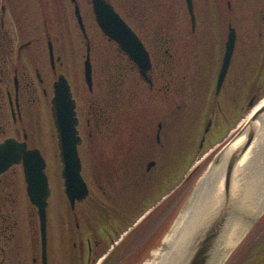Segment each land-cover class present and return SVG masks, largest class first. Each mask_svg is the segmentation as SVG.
Wrapping results in <instances>:
<instances>
[{
	"label": "flooded vegetation",
	"instance_id": "flooded-vegetation-1",
	"mask_svg": "<svg viewBox=\"0 0 264 264\" xmlns=\"http://www.w3.org/2000/svg\"><path fill=\"white\" fill-rule=\"evenodd\" d=\"M105 1L122 17L148 51L151 68L147 78L141 75L130 57L107 38L114 52L112 58L106 61L101 81L96 82L94 46L89 35L92 28L87 22L90 14L97 25L92 0H0V145L14 140L25 144L27 150H39L45 158L43 147L47 141L48 104L49 100L52 103L53 97H50L54 96L55 82L60 75H64L76 101L77 129L81 137L79 155L82 159V152L86 153L98 139L105 138L108 142L105 169L109 181L103 191L104 203L95 202L88 207L89 210H80L83 202L76 203L74 208L68 202L65 219H56L52 229L48 219L44 251L40 223L39 234L29 232L21 235L23 231L15 219L14 177L16 167L23 170V165H14L2 173L0 264H126L122 257L127 253V241L133 227L143 216L137 217L127 228L121 226L117 229L114 222H123L125 210L121 206H126L118 202L119 198L122 195L149 198L155 188H160L167 181L175 168L177 115L186 110L188 95L187 76L180 77L177 71L179 42L176 36L183 33L196 36L198 32L203 36L202 64L206 68V75L203 76L215 82L206 122L209 128L214 121V112L223 110L221 96H226L234 111L237 108L238 81L229 86L227 80L234 77L232 69L237 54L245 57L248 63L255 55L251 39H254L258 25L257 34L264 43V0H255V8L252 6L251 16L243 28L239 26L244 20L238 14L235 0H182L181 6L175 0H166L170 3V11L162 15H156L154 11L159 0ZM33 4L35 9L31 11L29 7ZM159 6L157 4L156 9ZM76 7L79 8L85 33L76 15ZM176 9L180 20V14H183L184 26L177 24ZM232 31L235 32V46L218 91V80ZM80 33L86 46L84 81L88 43L93 75V86L89 90L91 99L88 108L83 111L75 81H72L73 76L79 77ZM209 41H212L210 45ZM262 48L264 64V44ZM205 133L204 129L201 141ZM187 141V138L182 141V158L191 154L188 153ZM221 145L212 153L216 154ZM203 147L199 146L198 150ZM206 159L207 156L202 161ZM199 170L196 168L180 184L182 191L191 183L193 173ZM139 181L147 184L146 193L131 186ZM170 191L161 204V207L165 206V211L160 216V223L168 215L166 224H169L171 217L176 215V188ZM90 196L91 190L88 198ZM89 211L100 213L104 218L101 224H93ZM127 215L130 217L129 212ZM81 222L86 223L85 228ZM166 224L160 229L157 227L146 242L158 241ZM240 248L235 252V260L232 256L230 264L234 261V264H264V225L255 224ZM151 252L141 246L136 252L127 253L126 258L141 259ZM132 264H136L134 260Z\"/></svg>",
	"mask_w": 264,
	"mask_h": 264
},
{
	"label": "rangeland",
	"instance_id": "rangeland-1",
	"mask_svg": "<svg viewBox=\"0 0 264 264\" xmlns=\"http://www.w3.org/2000/svg\"><path fill=\"white\" fill-rule=\"evenodd\" d=\"M115 1L117 2L119 0ZM165 1L166 0L158 1L157 4L160 5V9H156L157 4L154 6V11L157 12L156 15L169 13L170 3ZM235 1L238 6V14L240 18L244 20L243 25L241 24L239 26L240 28H243V26L246 24V21L251 16L250 10L253 9L252 6L255 8L253 5L255 4V0L254 2L253 0ZM175 3L178 6H181L183 1L175 0ZM29 8L31 11L34 10V4ZM177 12L178 10L176 9L177 24H179V26H184L185 24L182 21L183 14H180V20L178 18ZM87 22L92 28V31L89 35L94 46L93 58L95 61V80L98 82L99 80L101 81L103 74L102 72L105 69V65H107L106 61L112 58L114 48L107 43L106 38L103 36L98 26L94 23V20L90 14L88 15ZM259 26L260 25L256 26L257 30L254 35V39H251L253 42L252 47L255 48V55H252V60H250L248 63L245 57L237 54L232 69L234 77L232 80L231 78L227 80L229 86H232L234 82L236 83V81H238L236 83V86L239 90V95L236 98L237 108L234 111L232 108L233 105L230 102L227 103L228 100H226V96H221L220 101L222 103L223 110L217 109V111L214 112V121L210 128L209 123L206 125V122L210 113L209 107L212 105L213 101L215 82L213 79L211 80L210 77L206 78V76H203L206 75L205 64H202L204 48L203 44H205L203 43V36L200 32H198L196 36H191L189 33H183L176 36L178 37L179 42V61L177 71L180 77L187 76L188 95L186 101V110L177 115L175 168L169 175L167 181H165V183L162 184L160 188H155V192L152 193V196L149 198H143L144 195H122V198H119L121 200L118 202L124 203L127 207L121 206V208L125 210V218L121 223H118L115 220L114 225H116L117 229H120L121 226H123L122 228L125 229L128 227V225H132L136 221L137 217L140 215L143 216L139 219L138 224L133 227V232L127 241V253L136 252L141 246H143V248L147 247L150 249V251H152V255H147L141 259L132 257L126 258L127 253H124L125 255H123L122 258L126 264H132L133 260L136 264H150L152 260H155V253L159 251L160 248H162L161 245L163 244V241L161 242V240H155L152 243H147L146 241L150 240L149 238L152 232L156 231L157 227L160 229L164 226V224H166L168 220V215H166L164 222L160 223V216L165 211V206L161 207V204L165 199V194L172 190V188H176V204L178 207L175 212L176 215L171 217L169 224H166V228L163 230V233L169 229L173 221L177 220L181 213V209H183L188 199L191 197L198 180L202 178L214 160L216 154L215 152L212 153V151L218 149V146L221 144L228 143L242 128L241 126L245 124L247 119L252 114L253 109L251 110V108L248 106L249 101L253 98L254 103L258 105L264 100V64H262V47L264 43L259 39L257 34ZM211 43L212 41H209L208 45ZM79 50V77L73 76L74 78H72V81H75L77 90L76 92L79 96L80 108L83 111L84 108H88L91 97L88 87L84 81L83 70L86 46L81 33ZM212 77L215 78L214 73ZM234 78H237L238 80H234ZM104 88L105 87L101 89L104 91ZM52 97L53 95L50 97V99H52ZM204 129L206 130V133L205 137L201 141ZM184 138H187L188 140V153L191 154H188L186 157L182 158L180 155H182L184 150V146L182 144ZM217 143L220 144L216 145ZM107 145L108 142H106L105 138L102 137L101 139H98V142L95 146L89 148V151L86 150V153L82 152L81 154L83 163L82 173L91 190V196L79 206L80 210H89L88 207H91V205L95 202L104 203L103 191L106 188V184L109 182L106 178L107 175L105 169V155L107 153ZM202 145H204L202 150H198V147ZM43 153L47 162L46 173L49 178V184L52 192L49 198L48 207L49 228L52 229L53 225H55L56 219L61 220V217L64 219L67 217L69 203L64 193V187L60 175L62 164L59 156L60 152L58 148L56 129L51 114L50 100L47 113V141L46 145L43 147ZM205 156H207V159L202 161ZM196 168H200V170L197 173H193L191 183L188 185L185 191H182L180 184L184 183L186 177L191 172L196 170ZM239 175H241V179H243V183L245 184L253 181L258 185L264 184V129L258 135L252 150L247 155L242 166V171L239 173ZM155 179L158 180V178ZM14 185L16 190L14 192L15 219L19 222L21 231H23L21 232V235H27L29 232H31L33 235L34 233L39 234V218L37 209L30 203V200L27 196L24 172L21 167H16ZM131 186L137 188L138 191L142 193H146L147 191V189H145L147 184L143 185L142 181H139L136 185ZM131 204H133V206L130 209L128 207ZM127 212L130 213V217L127 215ZM88 216L95 225L97 223L101 224V221L104 219L100 213L93 211H89ZM81 224L85 228L86 223L81 222ZM255 224H260V226L264 225V214L258 218ZM117 236L119 235H116V237ZM164 237L165 236L163 235L161 238L164 239ZM245 238L247 239V237ZM246 239L243 240L242 243H244ZM241 244L235 252L241 249ZM242 249L245 250V248ZM235 252L230 256V259L225 264H230V260H232L234 257ZM233 260H235V257Z\"/></svg>",
	"mask_w": 264,
	"mask_h": 264
},
{
	"label": "water",
	"instance_id": "water-1",
	"mask_svg": "<svg viewBox=\"0 0 264 264\" xmlns=\"http://www.w3.org/2000/svg\"><path fill=\"white\" fill-rule=\"evenodd\" d=\"M92 4L96 21L102 33L110 41L116 43L119 51L126 53L138 66L141 75L147 78V74L151 68V60L149 53L141 40L114 10V8L105 0H92ZM188 4L189 9H191V2L188 1ZM76 15L79 18L81 28L85 33V28L78 7H76ZM234 46L235 32L232 31L227 43V52L218 81V91H220L227 74ZM87 52L85 80L91 90L93 86V75L89 43ZM253 106L254 99L249 103L250 108ZM51 110L58 136V147L60 150V160L62 162L61 177L63 179L64 193L71 206L74 208L77 202H82L88 197L89 188L82 175V162L78 151L81 138L77 130L78 118L76 102L73 98L69 82L64 75H60L55 82ZM263 129L264 103L253 112L242 128L218 152L206 173L198 181L187 202H189L191 198L196 197L206 184L207 179L212 172L218 167H222L223 169L225 168L223 200L225 205H228L232 198L231 196L233 195V181L235 180L236 175H239L242 171H239V168L242 169L247 155L252 150L258 135ZM242 138L243 140L240 142V146L232 153L229 152V147ZM19 164L23 165L28 197L38 210L41 233L44 242V251H46L47 208L49 205L48 200L51 196L49 179L45 172L47 163L39 150H27L25 144H19L14 140H8L1 144L0 175L9 170L12 166ZM225 205L223 208H219L218 214H216L212 221L202 230L199 238L194 242L189 259L185 264H211L215 246L228 218V210H226ZM261 215H259V217ZM259 217L250 221L248 230L253 227ZM230 255L231 252L220 264H225Z\"/></svg>",
	"mask_w": 264,
	"mask_h": 264
},
{
	"label": "bare ground",
	"instance_id": "bare-ground-1",
	"mask_svg": "<svg viewBox=\"0 0 264 264\" xmlns=\"http://www.w3.org/2000/svg\"><path fill=\"white\" fill-rule=\"evenodd\" d=\"M263 103L264 100L256 105L252 112ZM242 140L243 138L231 145L229 152L236 150ZM241 170L239 168V171ZM224 177L225 168L218 167L212 172L196 197L186 203L164 238L162 248L155 253V260L150 264H185L202 230L218 214L219 208L225 205ZM253 182L245 184L241 175H236L232 198L229 204L225 205L228 218L215 246L211 264H220L230 252L234 253L250 232V221L264 214V184Z\"/></svg>",
	"mask_w": 264,
	"mask_h": 264
}]
</instances>
